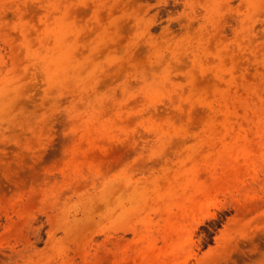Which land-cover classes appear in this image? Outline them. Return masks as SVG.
Wrapping results in <instances>:
<instances>
[{
    "label": "rangeland",
    "instance_id": "1",
    "mask_svg": "<svg viewBox=\"0 0 264 264\" xmlns=\"http://www.w3.org/2000/svg\"><path fill=\"white\" fill-rule=\"evenodd\" d=\"M0 264H264V0H0Z\"/></svg>",
    "mask_w": 264,
    "mask_h": 264
}]
</instances>
